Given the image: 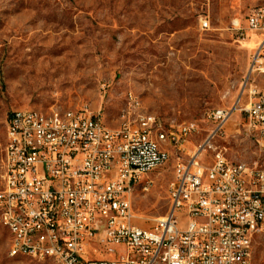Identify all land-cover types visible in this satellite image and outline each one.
Listing matches in <instances>:
<instances>
[{
	"label": "built area",
	"instance_id": "1",
	"mask_svg": "<svg viewBox=\"0 0 264 264\" xmlns=\"http://www.w3.org/2000/svg\"><path fill=\"white\" fill-rule=\"evenodd\" d=\"M239 41L255 38L241 97L229 108L206 113L212 124L200 132L193 121L179 124L142 115L127 95L121 122L108 127L85 108L13 110L6 124L0 188V223L18 231L11 257L32 253L51 264H251L252 243L264 234V5L254 6ZM200 29L209 22L200 17ZM234 113L258 159L230 160L216 144ZM152 130L169 131L176 150L170 206L150 226L135 223L127 192L169 159L153 147ZM122 251L120 252V250Z\"/></svg>",
	"mask_w": 264,
	"mask_h": 264
},
{
	"label": "rangeland",
	"instance_id": "2",
	"mask_svg": "<svg viewBox=\"0 0 264 264\" xmlns=\"http://www.w3.org/2000/svg\"><path fill=\"white\" fill-rule=\"evenodd\" d=\"M264 0H0V188L6 124L13 110L85 108L110 128L121 122L127 95L142 113L164 123H197L192 149L212 128L206 113L240 99L253 46L234 28ZM205 17L208 29L199 28ZM250 41H255L250 37ZM258 85L264 79L256 77ZM240 115L216 144L230 160L254 162ZM150 174L148 191L134 188L135 223L150 226L170 206L176 150ZM145 179V178H143ZM10 236L0 225V264H51L8 254ZM122 249L120 250V252ZM251 264H264V234L252 243Z\"/></svg>",
	"mask_w": 264,
	"mask_h": 264
},
{
	"label": "bare ground",
	"instance_id": "3",
	"mask_svg": "<svg viewBox=\"0 0 264 264\" xmlns=\"http://www.w3.org/2000/svg\"><path fill=\"white\" fill-rule=\"evenodd\" d=\"M129 98L135 102L136 106H139L138 101L136 99H134L132 97V95H129ZM142 115H149V113H142ZM100 121H102L101 118H100ZM165 138H169V131H162V130H152L151 131V140H152L153 147H163L165 145ZM173 174L175 176V165H174ZM139 183H141L140 188L143 191H148L151 187V184H149V178H145V179L138 178V179H136L134 181V188ZM134 188H133V192H127V204H132V198L134 195ZM0 225L3 226L9 233V236H10L9 250H16L17 242H18V231H17V229L14 226H11L7 223H0ZM20 257H28V258L34 259V255L32 253L20 254ZM38 261H45V262L50 263V261L47 259H38Z\"/></svg>",
	"mask_w": 264,
	"mask_h": 264
},
{
	"label": "crops",
	"instance_id": "4",
	"mask_svg": "<svg viewBox=\"0 0 264 264\" xmlns=\"http://www.w3.org/2000/svg\"><path fill=\"white\" fill-rule=\"evenodd\" d=\"M246 42H248V41H246ZM249 43H250L251 46H253V48H254V46H255V41L253 42V41H250V39H249Z\"/></svg>",
	"mask_w": 264,
	"mask_h": 264
}]
</instances>
